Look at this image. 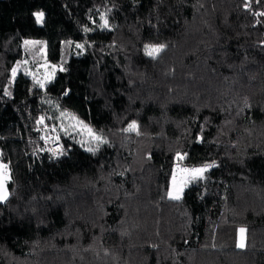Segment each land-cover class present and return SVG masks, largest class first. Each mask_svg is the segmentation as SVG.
<instances>
[{
  "label": "trees",
  "instance_id": "obj_1",
  "mask_svg": "<svg viewBox=\"0 0 264 264\" xmlns=\"http://www.w3.org/2000/svg\"><path fill=\"white\" fill-rule=\"evenodd\" d=\"M261 13L264 0H0V264H264ZM27 41L52 81L13 75ZM178 163L212 167L174 199Z\"/></svg>",
  "mask_w": 264,
  "mask_h": 264
},
{
  "label": "rangeland",
  "instance_id": "obj_2",
  "mask_svg": "<svg viewBox=\"0 0 264 264\" xmlns=\"http://www.w3.org/2000/svg\"><path fill=\"white\" fill-rule=\"evenodd\" d=\"M43 21H44V14L42 20L39 21L38 23L42 24ZM38 45H42V43L36 41H27V43L24 44V51H25L24 57L17 64L15 69H13V75L16 77L19 72H23L29 75L30 77H32L36 82L44 85L52 81L56 77L57 71L55 68L56 66L49 63L47 60L45 62V55H46L45 48H41L40 50L37 51L36 47ZM35 59H38L39 61L36 62ZM41 102L45 109L46 115H48V117H50L51 119L55 120L56 123L60 125L63 132L70 133L73 131H79L83 135L86 143L91 145L92 148H95L97 144L100 142L101 138L97 133H95L91 128L83 126V124H81L78 120L71 117L69 113L66 112L65 110H62L60 106L53 99L45 95L43 96ZM97 137H99V139H97ZM0 164L2 163L0 162ZM211 167H212L211 164H206L199 167H186L178 163L174 168L169 192L171 191L175 193L176 191H179V195L181 197L183 195L185 188L195 179L199 177H203L206 171L209 170ZM200 169H203V171H197ZM3 172L7 175L9 179L8 169L7 168L3 169ZM173 178H175V180ZM8 179L5 181V189L8 193L7 198L9 197V192L7 189ZM7 198L0 201H5L7 200ZM242 229L244 231L243 233H241L240 231L239 245L243 243V246H245L246 231L244 228Z\"/></svg>",
  "mask_w": 264,
  "mask_h": 264
},
{
  "label": "snow or ice",
  "instance_id": "obj_3",
  "mask_svg": "<svg viewBox=\"0 0 264 264\" xmlns=\"http://www.w3.org/2000/svg\"><path fill=\"white\" fill-rule=\"evenodd\" d=\"M261 15H264V13H261ZM36 18L37 21H41L43 18V13H37L36 14ZM107 23V21H105V24ZM27 43V42H26ZM78 47H82V46H78ZM163 46H153V47H149L146 46V53L149 56H155L156 54H158L161 50H162ZM136 128L135 123H133L132 125L129 126V130H134ZM97 139H99V137H97ZM7 165H2L0 164V200H4L7 198V191L5 189V181L8 179L7 175L3 172V169H6ZM197 171H203V169L197 170ZM175 180V178H173ZM168 195L171 198L174 199H179L180 195H179V191H176L175 193L173 192H169ZM241 233H243V229L240 230ZM240 247H243V243H241L239 245Z\"/></svg>",
  "mask_w": 264,
  "mask_h": 264
},
{
  "label": "built area",
  "instance_id": "obj_4",
  "mask_svg": "<svg viewBox=\"0 0 264 264\" xmlns=\"http://www.w3.org/2000/svg\"><path fill=\"white\" fill-rule=\"evenodd\" d=\"M46 142L48 143V145L51 148V151L54 155H58L60 153V145L59 142H57L56 140H46Z\"/></svg>",
  "mask_w": 264,
  "mask_h": 264
}]
</instances>
